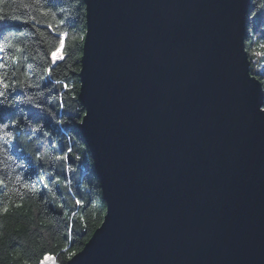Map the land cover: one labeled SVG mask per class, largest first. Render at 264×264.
<instances>
[{
    "label": "water",
    "instance_id": "obj_1",
    "mask_svg": "<svg viewBox=\"0 0 264 264\" xmlns=\"http://www.w3.org/2000/svg\"><path fill=\"white\" fill-rule=\"evenodd\" d=\"M79 129L106 213L66 264H264L251 0H84Z\"/></svg>",
    "mask_w": 264,
    "mask_h": 264
},
{
    "label": "trees",
    "instance_id": "obj_2",
    "mask_svg": "<svg viewBox=\"0 0 264 264\" xmlns=\"http://www.w3.org/2000/svg\"><path fill=\"white\" fill-rule=\"evenodd\" d=\"M0 16V264H39L46 252L54 264H66L106 213L79 129L86 4L0 0ZM49 23L69 33L65 51L71 53L51 72L58 40ZM247 49L264 87V0H251Z\"/></svg>",
    "mask_w": 264,
    "mask_h": 264
},
{
    "label": "snow or ice",
    "instance_id": "obj_3",
    "mask_svg": "<svg viewBox=\"0 0 264 264\" xmlns=\"http://www.w3.org/2000/svg\"><path fill=\"white\" fill-rule=\"evenodd\" d=\"M37 2H39V0H37ZM47 14H51L53 17H55V13L54 12H49V13H45ZM4 17L0 16V20H3ZM65 20L61 19L59 20L58 24L59 25H64L65 24ZM47 27L49 29H52L53 32L56 33V39L58 40V44L54 47L53 50L50 51V56H51V64L49 65V68L46 69V71L51 72V68L53 65H56L58 61H63L65 59L66 55H70V52H66L65 51V38L69 36V33L65 30H60L59 27L57 25H53L51 23H49L47 25ZM41 35H43V33H41ZM73 40L77 39V37L73 36L72 37ZM57 83H59V81H57ZM5 87H7V85H5ZM65 87H67V85H65ZM66 158V157H65ZM3 181H0V184H2ZM81 200H77L76 204L79 205L81 204ZM7 209H5L6 211ZM49 262H52V264H54L53 261V257L49 254V253H45L43 258L39 261V264H49Z\"/></svg>",
    "mask_w": 264,
    "mask_h": 264
},
{
    "label": "rangeland",
    "instance_id": "obj_4",
    "mask_svg": "<svg viewBox=\"0 0 264 264\" xmlns=\"http://www.w3.org/2000/svg\"><path fill=\"white\" fill-rule=\"evenodd\" d=\"M261 49H263V47H261ZM261 49H258V53L261 54L262 53V50Z\"/></svg>",
    "mask_w": 264,
    "mask_h": 264
}]
</instances>
